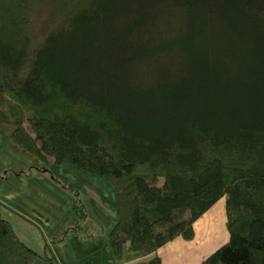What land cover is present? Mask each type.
Segmentation results:
<instances>
[{
  "label": "trees",
  "instance_id": "obj_1",
  "mask_svg": "<svg viewBox=\"0 0 264 264\" xmlns=\"http://www.w3.org/2000/svg\"><path fill=\"white\" fill-rule=\"evenodd\" d=\"M0 127L107 183L114 258L192 240L224 198L198 264H264V0H0ZM37 258L0 217V264Z\"/></svg>",
  "mask_w": 264,
  "mask_h": 264
},
{
  "label": "rangeland",
  "instance_id": "obj_2",
  "mask_svg": "<svg viewBox=\"0 0 264 264\" xmlns=\"http://www.w3.org/2000/svg\"><path fill=\"white\" fill-rule=\"evenodd\" d=\"M6 131L0 127V217L38 256L33 264H44V257H51L54 264H123L129 254L126 247L116 259L108 245L115 214L107 183L71 167L54 165L50 159L44 163L27 155L10 141ZM210 220L208 225L196 226L200 232L196 241L206 240L213 228L216 240L211 249H215L227 237L220 239L216 217ZM212 223L215 227H210Z\"/></svg>",
  "mask_w": 264,
  "mask_h": 264
},
{
  "label": "crops",
  "instance_id": "obj_3",
  "mask_svg": "<svg viewBox=\"0 0 264 264\" xmlns=\"http://www.w3.org/2000/svg\"><path fill=\"white\" fill-rule=\"evenodd\" d=\"M224 198L216 202L208 211H206L198 220H196L193 225V238L190 241H184L180 238H175L163 247L157 249L153 254L140 257L135 254H128V258L123 262V264H133V263H144L153 257L158 258L161 264H198L203 261L207 256H209L215 249L212 248L213 242L216 240L215 229L210 228L207 232L208 238L203 242H197V237L200 232L197 230V225H208L211 222V217H216V227L219 229L221 238L228 237L226 235L225 229V211H224ZM214 223V221H212ZM210 224V227H215V224ZM209 228V226H208ZM225 232V233H224ZM227 239H225V242ZM224 244V243H222ZM220 247V246H219Z\"/></svg>",
  "mask_w": 264,
  "mask_h": 264
}]
</instances>
